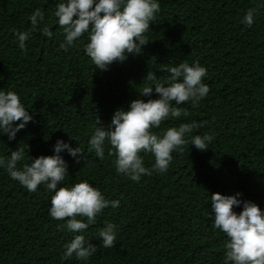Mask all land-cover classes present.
Masks as SVG:
<instances>
[{
	"label": "trees",
	"instance_id": "obj_1",
	"mask_svg": "<svg viewBox=\"0 0 264 264\" xmlns=\"http://www.w3.org/2000/svg\"><path fill=\"white\" fill-rule=\"evenodd\" d=\"M60 2L0 0V91L18 94L32 117L13 140L0 134V158L25 148L20 168L28 156L53 155L57 140L79 146V163V156L60 153L68 175L59 186L87 181L119 206L103 210L83 233L58 230L66 221L49 215L54 193L44 184L29 192L0 167V264H224L226 236L212 226L211 195L240 193L238 199L264 211V0H158L160 12L145 33L149 44L106 71L86 56L87 33L67 52L60 48L64 37L54 16ZM36 8L45 19L32 29ZM250 8L257 14L247 27L241 21ZM45 26L51 37L42 34ZM15 31H30L25 51ZM196 61L207 69L202 82L209 93L195 108L176 105L189 115L170 117L153 131L195 122L200 127L185 139L207 133L213 138L208 150L185 144L165 173L153 171L139 182L116 172L107 142L103 160L89 150L97 119L107 127L131 101L159 98L154 88L149 97L139 95L153 84L144 80L149 71L167 81V68ZM141 156L151 169L153 156ZM233 210L239 214L242 207ZM106 222L117 225L112 248L98 238ZM77 234L96 252L86 261L63 259L64 245Z\"/></svg>",
	"mask_w": 264,
	"mask_h": 264
},
{
	"label": "clouds",
	"instance_id": "obj_2",
	"mask_svg": "<svg viewBox=\"0 0 264 264\" xmlns=\"http://www.w3.org/2000/svg\"><path fill=\"white\" fill-rule=\"evenodd\" d=\"M159 12L158 0H63L56 5L54 12L64 37L60 48L67 52L76 40L87 33L88 42L84 45V52L96 69L106 71L114 62L122 63L130 55L141 54L142 48L149 44L145 33L150 30V24ZM256 14L257 8L248 9L241 22L251 27ZM44 19V11L36 8L29 16L32 29L43 23ZM41 31L45 36H52L47 26ZM14 35L21 51H25V41L29 39L30 31H15ZM167 71L170 73L167 81H160L149 71L144 80L153 84L145 86L139 94L149 97L154 88L159 98L148 99L147 102L141 99L131 101L127 110L117 109L114 112L107 127L100 126L97 119L88 140L89 150L94 151L100 160L105 158L107 142L110 146L108 155L115 157L116 172L133 182H139L142 176H151L153 171L165 173L173 159L172 153L182 150L185 144L193 145L198 151H206L213 139L205 133L186 140V135L200 127L195 122L182 123L162 133L153 131L160 129L161 123L170 117L175 119L189 115L184 107L176 105L190 102L195 108L210 91L202 82L207 69L198 61L191 66L187 62L178 63L167 68ZM31 120L18 94L0 91V134L7 135L11 141ZM65 150L73 158L79 156L77 163L83 160L79 146L73 149L64 141L57 140L51 156L35 159L28 156L30 163L18 168V162L25 159V148H18L11 151L9 158H0V167L6 170L11 180L29 192H35L39 185L44 184L54 193L50 200V217L56 221H66L58 224V230L83 233L96 223V217L103 210L117 208L119 201L106 199L99 189L87 181L70 187L59 186L68 175L67 164L60 155ZM141 153L153 156L151 169L144 166ZM240 195L214 193L210 197L211 213L214 214L212 226L226 236L224 264H264V211L251 201L238 199ZM236 207H242L239 214L233 210ZM77 217L86 218V222ZM116 229L117 225L111 222H106L99 229L98 238L104 248L115 246ZM96 250V246L84 235L77 234L64 245L62 258L75 255L78 260L86 261Z\"/></svg>",
	"mask_w": 264,
	"mask_h": 264
}]
</instances>
